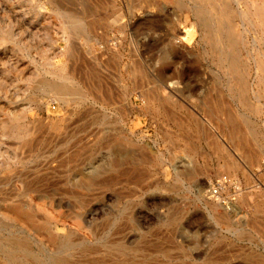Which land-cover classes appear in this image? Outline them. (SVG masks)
Returning <instances> with one entry per match:
<instances>
[{
	"label": "rangeland",
	"instance_id": "rangeland-1",
	"mask_svg": "<svg viewBox=\"0 0 264 264\" xmlns=\"http://www.w3.org/2000/svg\"><path fill=\"white\" fill-rule=\"evenodd\" d=\"M224 3L0 0V264H264V0Z\"/></svg>",
	"mask_w": 264,
	"mask_h": 264
},
{
	"label": "bare ground",
	"instance_id": "bare-ground-1",
	"mask_svg": "<svg viewBox=\"0 0 264 264\" xmlns=\"http://www.w3.org/2000/svg\"><path fill=\"white\" fill-rule=\"evenodd\" d=\"M218 1V3L221 5L222 9L220 10L221 11V15L225 14L227 15V18L229 15H231L232 13L227 9V7L225 6V3L224 4H221V0H216ZM148 3V2H147ZM237 7V6H236ZM251 8L253 9L252 10V13L249 14L248 16H250L251 18H253V20H249L250 23H253V22H256L258 25V30L259 32L261 33V38H260V42L263 44L264 46V11H259V10H255V6L252 5ZM250 8V9H251ZM198 13V12H197ZM240 15H245L244 13H240ZM230 17V16H229ZM221 19L225 20L222 16H221ZM69 25L67 27H72V26H76L75 25V22L72 21V20H69ZM208 22H212V21H208ZM201 23V22H200ZM225 22H222L220 19H218V22H215V25L218 27L215 28V31H217V36H219L218 33L221 32V29H222V24L224 25ZM230 23V22H229ZM228 22H226V27L225 28H228L227 25L229 24ZM212 24V23H211ZM78 25H82V24H78ZM255 25V24H253ZM229 26V25H228ZM81 28V26H80ZM253 28V27H252ZM256 28V27H255ZM257 29V28H256ZM204 30V29H203ZM86 31L84 28H82L81 32H84ZM212 31L213 29L210 30V34H212ZM184 33V31L182 32ZM222 34V33H221ZM182 41H184L185 39V36H182ZM179 42V40H178ZM233 60V59H232ZM232 62V61H230ZM234 64H235V61H234ZM232 65V64H231ZM48 83V82H47ZM41 88V87H40ZM41 91L42 93L48 97L49 99H56L58 100L59 102L63 103V104H67L68 101L73 98V99H77V100H81L83 98V94L81 92V90L79 89V87L75 86L74 83H72L70 81L69 78L65 77V76H57L55 77V81L53 80L52 83L50 84H45L42 86L41 88ZM251 92V91H250ZM260 97V96H259ZM70 101H73V100H70ZM228 114V113H227ZM229 121V120H228ZM236 128V127H235ZM234 142V141H233ZM241 145V144H240ZM243 153V152H242ZM246 154V152H245ZM261 154H264V150L261 148L257 149L254 151V154L249 156L247 159H246V163H248L247 165L249 166V169H257L258 168V162H257V157ZM227 169H229L230 171L234 170V166L232 165H229L227 164L226 165ZM15 253V252H14ZM53 264H65L62 260H55L53 262Z\"/></svg>",
	"mask_w": 264,
	"mask_h": 264
},
{
	"label": "built area",
	"instance_id": "built-area-1",
	"mask_svg": "<svg viewBox=\"0 0 264 264\" xmlns=\"http://www.w3.org/2000/svg\"><path fill=\"white\" fill-rule=\"evenodd\" d=\"M50 111L55 110V104L50 102L47 105ZM257 174L264 177V157L258 163ZM256 187H259L256 181ZM242 192V187L238 181L228 177L227 175H219L206 183L203 190V197L214 203L221 211L229 213L232 211L234 204Z\"/></svg>",
	"mask_w": 264,
	"mask_h": 264
},
{
	"label": "crops",
	"instance_id": "crops-1",
	"mask_svg": "<svg viewBox=\"0 0 264 264\" xmlns=\"http://www.w3.org/2000/svg\"><path fill=\"white\" fill-rule=\"evenodd\" d=\"M237 145H238V143H236V141H235L234 134L233 135L228 134V137H227V140H226V146H227L228 150H231L233 153L237 152V151L240 152V148L237 149L238 148ZM261 146H262V149L264 150V142H263V144ZM235 160L236 159H234L233 157L232 158L230 156L226 157V162H228L230 164H235Z\"/></svg>",
	"mask_w": 264,
	"mask_h": 264
}]
</instances>
